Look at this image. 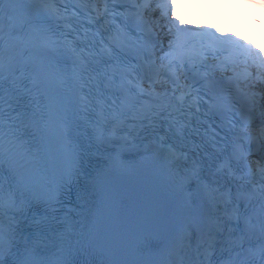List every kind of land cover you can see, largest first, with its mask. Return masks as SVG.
I'll return each instance as SVG.
<instances>
[{
  "label": "snow or ice",
  "instance_id": "6c2138e0",
  "mask_svg": "<svg viewBox=\"0 0 264 264\" xmlns=\"http://www.w3.org/2000/svg\"><path fill=\"white\" fill-rule=\"evenodd\" d=\"M216 2L0 0V264H264V36Z\"/></svg>",
  "mask_w": 264,
  "mask_h": 264
}]
</instances>
